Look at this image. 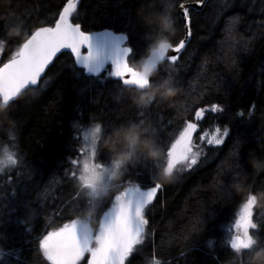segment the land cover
Masks as SVG:
<instances>
[{"label": "trees", "instance_id": "obj_1", "mask_svg": "<svg viewBox=\"0 0 264 264\" xmlns=\"http://www.w3.org/2000/svg\"><path fill=\"white\" fill-rule=\"evenodd\" d=\"M66 1L0 3V64L36 28L53 25ZM195 1L175 0L172 44L184 36L180 5ZM143 2L80 0L71 21L83 31L125 33L126 46L135 50L129 57L132 66L148 43L145 33L150 30L138 16ZM188 11L191 35L184 50L175 63L162 62L154 77L170 74L175 80L180 92L171 102L154 99L139 107L132 99L136 89L109 76V67L96 77L64 51L38 86L0 115V157L7 149L18 159L17 165L0 171V264H50L39 249L40 238L81 217L89 206L87 197L73 199L76 184L65 175L73 168L71 159L84 158L81 131L95 123L117 126L141 120L164 153L186 121L198 123L194 142L201 157L191 168L178 166L176 178L161 183L146 212L148 235L129 257L132 264H234L228 226L246 197L230 185L240 173L253 193L264 190V171H255L248 162L250 152L264 159V0H207L200 10ZM213 105L221 111H211ZM200 108L206 111L196 121ZM216 127L229 131L222 145L199 142V133ZM113 157L104 148L97 161L107 164ZM148 163L149 169L143 160L128 163V172L116 182L118 190L129 182L155 186L166 160ZM116 191L92 217L94 227ZM253 222L258 227L250 231L264 238V208L254 206Z\"/></svg>", "mask_w": 264, "mask_h": 264}, {"label": "snow or ice", "instance_id": "obj_2", "mask_svg": "<svg viewBox=\"0 0 264 264\" xmlns=\"http://www.w3.org/2000/svg\"><path fill=\"white\" fill-rule=\"evenodd\" d=\"M197 2L202 3L203 0H197ZM180 8L183 9L184 17L187 18L188 8L184 4H181ZM76 9L77 0H67L54 26L36 28L19 45L12 57L0 66V101L9 105L26 90L38 86L45 69L62 49H71L78 64L84 65L96 77H101L102 64L95 68L90 67V62L96 56L90 43V34L81 31L80 24L71 22ZM188 35H191V29ZM127 39L128 36L123 33L118 35L115 55L108 57L112 60V69L108 75L119 78L125 86L139 87L146 81L129 64V57L135 54V50L124 45ZM184 47L185 41L181 40L175 46L174 51L179 53ZM85 48H87L86 55L82 52ZM172 48L173 46L170 49ZM170 49L155 53L153 63L165 61L169 64L175 63L178 56H169ZM169 77H171L170 74ZM205 111V108L197 110L195 120L200 121ZM211 111L219 112L221 109L218 105H213ZM141 122L143 123V120ZM113 127L115 125L111 123L106 126L95 123L94 126L86 129L83 135L89 147L87 150L83 147L80 149L84 159H71L70 163L73 168L65 173L69 180L76 184L73 199L87 197L88 205L93 210L101 207L104 197L101 196L97 185L91 183L92 180L117 189L111 201V207L100 217L95 229L85 230L80 221L72 220L60 228L47 231L39 240V249L50 264H81L85 259L86 264H126V262L132 264L129 257L137 251L138 246L144 243L148 235L146 229L149 220L146 212L162 184L157 182L155 186L145 190L139 183L129 182V185L123 187L122 191L118 190L120 185L112 184V178L117 170H122L123 174L128 172L126 165L116 161L114 157L110 164L95 161L104 154L102 139ZM197 129L198 123L186 121L179 136L167 148L163 158L170 172L178 170V166L191 168L197 164L198 153L193 151L195 147L193 134L197 132ZM216 131L219 133L220 129ZM228 135L229 131L225 128L222 134L209 139L207 143L222 145L224 137ZM200 138L205 139L206 136L202 135ZM240 143V140L236 141V145ZM140 160H143L144 167L149 169V160L144 158ZM153 162L158 165L159 160ZM17 163L16 154L5 149L3 157H0V171L4 170L5 165L11 167ZM236 167L239 169L240 165L237 164ZM153 179H155L154 176ZM254 206L255 197L249 195L235 221V232L230 239L231 249L239 250L248 246L252 234L250 230L257 228V224L253 222ZM88 219L91 220V216ZM28 231L31 229L29 228ZM156 264L159 262L157 261Z\"/></svg>", "mask_w": 264, "mask_h": 264}, {"label": "clouds", "instance_id": "obj_3", "mask_svg": "<svg viewBox=\"0 0 264 264\" xmlns=\"http://www.w3.org/2000/svg\"><path fill=\"white\" fill-rule=\"evenodd\" d=\"M3 2L4 0H0V3ZM174 9L175 0H144L141 9L138 10L142 24L150 30L145 33L148 43L144 54L132 64V68L146 81L142 83V86H135L136 94L132 97L133 102L139 107L147 106L154 99L171 102L172 98L180 92V88L172 77L154 79L158 75L161 64L153 63L154 54L168 50L173 46L172 37L176 32ZM8 106L0 101V115L7 112ZM102 147L111 152L116 161H120L124 165L139 161L141 158L156 161L164 155L157 139L142 122L130 121L113 127L103 136ZM248 162L255 171H264V159L258 158L255 153H249ZM122 175V170H117L116 175L112 178V184L115 185ZM156 178L160 183H168L173 181L176 175L174 171L170 172L167 166H162ZM245 179L244 176L237 173L230 187L237 194H244L246 199L249 195L254 196L255 207L264 208V190L253 193L251 186L245 183ZM91 183L97 185L104 198L114 190V187L100 184L96 180H92ZM96 211L97 209L93 210L88 206L84 214L76 219L82 223L85 230L95 229L92 217ZM89 216H91V220L88 219ZM255 229L257 228L252 230ZM233 250L234 264H264V238L254 232L250 236L247 247Z\"/></svg>", "mask_w": 264, "mask_h": 264}, {"label": "water", "instance_id": "obj_4", "mask_svg": "<svg viewBox=\"0 0 264 264\" xmlns=\"http://www.w3.org/2000/svg\"><path fill=\"white\" fill-rule=\"evenodd\" d=\"M205 1H207V0H203L202 3L195 1V2H188V3H183V4H184L185 7L199 8V7H201V6L204 4ZM66 3H67V1H66ZM66 3H65V4H66ZM79 3H80V0H77V7H78ZM65 4H64V5H65ZM63 7H64V6H63ZM63 7H62L61 11L63 10ZM182 10H183V9H182ZM61 11H60V12H61ZM60 12H59V13H60ZM58 18H59V15H58L57 19H58ZM182 18H183V21L186 23L185 37L182 39V40L185 41V45H186V42H187V40L189 39V35H188V31H189V29H188V22H189V20H188V17H187V18L184 17L183 12H182ZM57 19H56V20H57ZM71 22H72V21H71ZM72 23H73V24H77V23H74V22H72ZM54 25H55V22H54V24L51 25V26H54ZM81 31H83V30L81 29ZM84 32L90 34V43H91V45H92V47H93V49H94V51H95V53H96L95 59H94L93 61L90 62V67L95 68L96 66L102 64L103 67L101 68V73L105 70V68H106L107 66H110V71H111V69H112V60L109 59L108 57H109V56H114V55H115L116 44L118 43V41H117V37H118V35L121 34L122 32H115V31H113V30H111V29H108V28H102V29H99V30L84 31ZM123 34H125V33H123ZM125 35H126V34H125ZM180 41H181V40H180ZM180 41H179V42H180ZM125 42H126V41H125ZM125 42H124V45H125ZM179 42L176 43V44H172V45H173V48L169 50V53H168L169 56H171V55H177V56H179V55L181 54V52L184 50L185 47H184L183 49H181V51H180L179 53H176V52L174 51L175 46H177V45L179 44ZM64 51H68V52H71V53H72L71 49H62V50H61V52H64ZM61 52H59V53H61ZM82 52H83V54L86 55V54H87V48L82 49ZM59 53H57V55H58ZM72 54H74V53H72ZM57 55H56V57H57ZM74 56H75V54H74ZM54 59H55V57L53 58V60H54ZM75 59H76V56H75ZM7 61H8V60H7ZM7 61H5L4 63H6ZM52 62H53V61H52ZM2 64H3V63H2ZM2 64H1L0 66H2ZM51 64H52V63H51ZM51 64H50V65H51ZM77 64H78V63H77ZM50 65H49V66H50ZM78 65L81 66V67H83L84 70L86 71V73H88V74H94L93 72L88 71V70L85 68L84 65H82V64H78ZM49 66H48V67H49ZM48 67H47V68H48ZM47 68L45 69V72H46ZM45 72L42 74L41 78H43ZM112 77H113V76H112ZM113 78H116V77H113ZM116 79H119V78H116ZM119 80H120V79H119ZM121 82H122V81H121ZM130 87L135 88V86H130Z\"/></svg>", "mask_w": 264, "mask_h": 264}, {"label": "rangeland", "instance_id": "obj_5", "mask_svg": "<svg viewBox=\"0 0 264 264\" xmlns=\"http://www.w3.org/2000/svg\"><path fill=\"white\" fill-rule=\"evenodd\" d=\"M86 129H88V128H86ZM86 129L84 128V129L81 131V137H82V141H83V148H85V150H87V148L89 147V144L86 143V141H85V139H84V135H83ZM217 129H220V128L216 127V128H214L213 130H211V131H208V132H201V133H199V135H198V137H199V142H205V143H207V141H208L209 139H213V138H215V137H217L218 135H220V134L223 133V130H222V129H220V132L217 133V131H216ZM196 134H197V133H194V134H193V142H194V136H195ZM202 135L206 136V138H205V139H201L200 137H201ZM194 145H195V147H194L193 151L196 152V153H198V151H197V149H198L197 147H198V146H196V143H195V142H194ZM196 148H197V149H196ZM200 157H201V154L198 153V160H197V162L199 161ZM202 157H203V155H202ZM83 159H84V158H83ZM83 159H82V160H83ZM95 162H98V161L96 160ZM98 163H99V162H98ZM107 164H110V163H107ZM5 168H6V167H4V169H5ZM128 185H129V184H128ZM128 185H126V186H128ZM126 186H125V187H126ZM122 190H123V188L120 189V191H122ZM113 199H114V197H113ZM113 199H112V200H113ZM112 200H111V201H112ZM111 201H110L108 207L106 208L105 212L108 210V208L111 207ZM245 202H246V201H245ZM245 202H244V203H245ZM244 203H243V204H244ZM243 204H242V205H243ZM241 207H242V206H241ZM241 207L238 209L237 215H236L235 219L233 220V222L228 226V231H229V233H230V236H229V242H230V239H231L232 235H233L234 232H235L234 224H235L236 219L238 218V214H239V212H240ZM96 227H97V226H96ZM96 227H95V228H96ZM83 264H86V259H85V261H84Z\"/></svg>", "mask_w": 264, "mask_h": 264}, {"label": "bare ground", "instance_id": "obj_6", "mask_svg": "<svg viewBox=\"0 0 264 264\" xmlns=\"http://www.w3.org/2000/svg\"><path fill=\"white\" fill-rule=\"evenodd\" d=\"M203 7V5L201 6V7H199V8H194V9H196V10H200L201 8ZM187 8H189V7H187ZM193 8V7H192ZM179 10H180V15H181V17H182V12H183V10L179 7ZM183 19V18H182ZM188 20H189V18H188ZM184 22V21H183ZM188 29H189V22H188ZM185 32H186V23L184 22V36H183V38L185 37ZM182 38V39H183ZM181 39V40H182ZM188 41V40H187Z\"/></svg>", "mask_w": 264, "mask_h": 264}, {"label": "flooded vegetation", "instance_id": "obj_7", "mask_svg": "<svg viewBox=\"0 0 264 264\" xmlns=\"http://www.w3.org/2000/svg\"><path fill=\"white\" fill-rule=\"evenodd\" d=\"M148 187H153V184H152V185H149V186H147V187H145V190H146Z\"/></svg>", "mask_w": 264, "mask_h": 264}]
</instances>
